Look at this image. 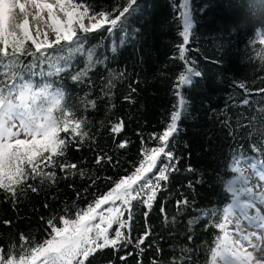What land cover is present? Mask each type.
<instances>
[{
  "label": "trees",
  "instance_id": "obj_1",
  "mask_svg": "<svg viewBox=\"0 0 264 264\" xmlns=\"http://www.w3.org/2000/svg\"><path fill=\"white\" fill-rule=\"evenodd\" d=\"M86 2L98 12L110 10L117 3L123 6L125 0ZM180 2L182 0H175L174 6L173 0H138L140 9L128 18L127 23L130 33L139 30L134 40L130 39L115 54L111 52V38L106 31L92 34L85 43L86 49L98 46L97 57L104 61L90 74L93 79L91 90L66 76L64 97L56 98L59 106H53L52 98L41 101L43 107H51L54 119H61L63 110L83 120L82 131L88 135L83 140L79 137L72 140L65 155L60 157L63 162L76 164L77 169H68L65 173L55 169L57 183L45 186L37 193L28 190L27 196L18 197L15 206L0 191V248L7 252L15 245L12 251L19 256L21 234H31L37 242L46 237V223L40 219L42 215L62 214L65 206H71L73 202L72 214L77 209L86 208L96 196L108 192L114 186L113 181L132 174L139 167L144 159V149L159 146V140L149 137L162 134L170 122V113L177 101L174 95L177 77L184 69V63L178 59V45L182 43V37L178 35L182 31ZM189 9L193 28L189 44L185 46L188 49L186 55L203 75L194 78L190 87L181 89L189 102V112L178 122L179 131L169 145L178 171L172 172L167 182H161L163 190L157 193L147 222L143 214L148 209L133 202L135 215L130 222L133 244L119 253L110 249L98 253L95 264H109L110 261L111 264H124L119 256L127 253H132L127 256V264H152L153 260L168 264L180 246L192 249L191 264H208L210 249L220 232L211 226L205 229L208 224L205 217L194 226L193 239L189 241L187 221L198 213L191 209L178 213L177 201L184 197L194 198L197 209H222L230 203L224 183L235 175L228 170L234 151L239 154L238 145H242L245 155H254L249 145L259 139V134L249 139V129L241 128L234 141L228 129L221 127L214 110L219 112L230 92L237 94V101L244 98L247 93L237 86L239 83H244L250 90L252 109L264 107V45L259 42L264 39V27H234L241 18L239 0H189ZM120 35L116 34L117 40ZM83 66L84 58L77 55L72 71ZM109 79L115 82L110 90L107 86ZM35 82H39V77ZM89 91V98L97 101L95 108L90 105L85 108L80 102ZM240 110L239 107L229 108L234 121ZM243 110L250 117L257 116L254 127L259 124L258 111L247 107ZM120 122L123 123L122 129L113 132V126ZM59 135L66 140L72 139L71 128ZM120 143H126V146L119 148ZM100 157L105 160L97 165ZM106 157H111V162H106ZM161 160L168 163L163 157ZM160 166L158 162L157 167ZM189 168L194 171L189 172ZM78 170H83L84 175H79ZM73 172L77 174L72 175ZM190 182L193 188L188 187ZM45 203L48 208L44 207ZM173 217L177 218L175 222ZM124 218L127 219V213ZM147 229L152 233L149 237L152 243L148 246L146 241L141 246L144 251L140 253L134 246L135 239ZM124 231L127 233L128 230Z\"/></svg>",
  "mask_w": 264,
  "mask_h": 264
},
{
  "label": "snow or ice",
  "instance_id": "obj_2",
  "mask_svg": "<svg viewBox=\"0 0 264 264\" xmlns=\"http://www.w3.org/2000/svg\"><path fill=\"white\" fill-rule=\"evenodd\" d=\"M173 4L175 6V0ZM178 7L182 21V31L178 32L182 37L178 59L184 63V69L177 77L174 91L177 101L170 113V122L162 134L149 137L159 140V146L144 149V159L139 167L132 174L113 181L114 186L96 196L86 208L77 209L72 214L73 202L71 206H65L62 214L42 215L40 219L46 223V237L37 242L31 234H21L20 255L12 251L15 245L7 252L0 248V264H95L98 253L109 249L119 253L133 244L130 223L135 215L133 202L148 209L143 214L147 222L157 193L163 190L161 182H167L171 173L178 171L169 145L179 131L178 122L189 112V102L181 89L190 87L194 78L203 75L186 55L188 49L185 46L189 44L193 28L189 0H182ZM139 9L138 0H125L123 6L117 3L110 10L98 12L86 0H0V191L14 206L18 197L27 196L28 190L37 193L45 186L57 183L55 169L62 173L77 169L76 164L63 162L60 157L65 155L72 140L76 137L83 140L88 135L82 131L83 120L63 110L61 119H54L51 107L45 109L41 101L52 98L53 106H59L56 98L64 97L66 76L91 90L93 79L90 74L104 61L97 57L98 46L86 49L85 43L92 34L106 31L111 38V52L117 53L130 39L134 40L139 31L130 33L127 28L128 18ZM16 10L18 13L14 15ZM117 33H121L118 40ZM259 42L264 45V39ZM77 55L84 58V66L73 72V61ZM36 77H39V82H35ZM114 83V80H108L109 90ZM237 86L247 93L244 98L237 101L236 93L226 94L224 106L218 113L214 110V114L234 141L241 128L249 129V139L257 133L259 139L249 145L254 155H245L243 146L238 145L239 154L234 151L231 157L228 170L235 175L224 183L230 203L222 209H197L194 198L184 197L177 201L178 213L183 214L189 209L198 213L187 221L189 241L193 239L194 226L205 217L208 218L205 229L211 226L220 232L210 249L208 264H264V107L252 109L250 90L244 83ZM89 97L90 91L85 92L80 102L85 108L89 105L95 108L97 101ZM238 107L241 110L236 113L234 121L229 108ZM246 107L260 113L259 124L255 127L257 116L250 117L243 110ZM122 127L120 122L112 130L119 132ZM69 128L72 139L61 138L59 133H67ZM125 146L126 143L119 144V148ZM162 157L168 163H163ZM111 159L106 157V162H111ZM102 160L105 157L98 158L97 165ZM158 162L161 164L159 168ZM187 170L194 171L192 168ZM78 174L83 176V170H78ZM107 179L111 180V177ZM188 187L193 188L191 182ZM77 197L80 198L79 193ZM44 207L49 205L45 203ZM125 213L127 219L124 218ZM176 219L173 217V222ZM113 225L117 227L113 228ZM151 236L150 229H147L135 239L134 246L140 253H143L141 246L146 241L151 246ZM156 250L158 252L159 248ZM191 252V248L180 246L168 264H191ZM131 254L120 255L119 259L127 264V256ZM152 264L159 262L153 260Z\"/></svg>",
  "mask_w": 264,
  "mask_h": 264
},
{
  "label": "clouds",
  "instance_id": "obj_3",
  "mask_svg": "<svg viewBox=\"0 0 264 264\" xmlns=\"http://www.w3.org/2000/svg\"><path fill=\"white\" fill-rule=\"evenodd\" d=\"M241 18L234 27L246 29L250 26L264 27V0H239Z\"/></svg>",
  "mask_w": 264,
  "mask_h": 264
},
{
  "label": "bare ground",
  "instance_id": "obj_4",
  "mask_svg": "<svg viewBox=\"0 0 264 264\" xmlns=\"http://www.w3.org/2000/svg\"><path fill=\"white\" fill-rule=\"evenodd\" d=\"M18 13V10H16L15 12H14V15H16Z\"/></svg>",
  "mask_w": 264,
  "mask_h": 264
},
{
  "label": "rangeland",
  "instance_id": "obj_5",
  "mask_svg": "<svg viewBox=\"0 0 264 264\" xmlns=\"http://www.w3.org/2000/svg\"><path fill=\"white\" fill-rule=\"evenodd\" d=\"M85 23H87V21H85ZM45 109H48V107H44ZM23 138V137H22ZM105 207H107V206H105Z\"/></svg>",
  "mask_w": 264,
  "mask_h": 264
}]
</instances>
